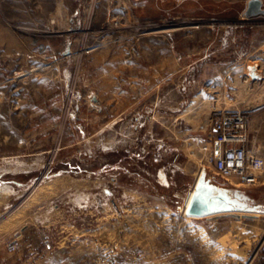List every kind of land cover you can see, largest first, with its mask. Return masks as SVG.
Instances as JSON below:
<instances>
[{
    "label": "rangeland",
    "instance_id": "obj_1",
    "mask_svg": "<svg viewBox=\"0 0 264 264\" xmlns=\"http://www.w3.org/2000/svg\"><path fill=\"white\" fill-rule=\"evenodd\" d=\"M247 2L0 0V264H264V169L238 215L183 212L199 172L233 187L200 150L221 112L264 157Z\"/></svg>",
    "mask_w": 264,
    "mask_h": 264
},
{
    "label": "built area",
    "instance_id": "obj_2",
    "mask_svg": "<svg viewBox=\"0 0 264 264\" xmlns=\"http://www.w3.org/2000/svg\"><path fill=\"white\" fill-rule=\"evenodd\" d=\"M248 119L239 109L221 112L211 124L209 138L200 150L204 164L215 174L241 185H255L264 169V157L248 148ZM204 168V166H202Z\"/></svg>",
    "mask_w": 264,
    "mask_h": 264
},
{
    "label": "crops",
    "instance_id": "obj_3",
    "mask_svg": "<svg viewBox=\"0 0 264 264\" xmlns=\"http://www.w3.org/2000/svg\"><path fill=\"white\" fill-rule=\"evenodd\" d=\"M162 170L159 171V176L162 173L165 174ZM202 174H203V172H202ZM201 180L204 182V186H202V190L204 191L206 196H212L218 201L217 206H216V210L213 213L206 214L204 216L216 217V216L227 215V214L238 215V214H236L237 210L236 211L228 210L230 208L231 204H235V205L241 204V198L237 195L242 193L243 187H239L238 183H234V182H236L235 179H230V182H229V185L233 184V185H231L233 187L227 186V184L225 182L217 181L211 175H206V178H203V176L201 175ZM195 184H196V182H195ZM195 188L194 187L191 188V191ZM184 202H185V198H184ZM237 207H239V206H237ZM240 212H242V211H240Z\"/></svg>",
    "mask_w": 264,
    "mask_h": 264
},
{
    "label": "water",
    "instance_id": "obj_4",
    "mask_svg": "<svg viewBox=\"0 0 264 264\" xmlns=\"http://www.w3.org/2000/svg\"><path fill=\"white\" fill-rule=\"evenodd\" d=\"M261 13L264 14L262 0H248L243 16L251 17ZM217 202L214 197L206 196L201 188L196 187L185 212L193 216H204L216 210Z\"/></svg>",
    "mask_w": 264,
    "mask_h": 264
},
{
    "label": "bare ground",
    "instance_id": "obj_5",
    "mask_svg": "<svg viewBox=\"0 0 264 264\" xmlns=\"http://www.w3.org/2000/svg\"><path fill=\"white\" fill-rule=\"evenodd\" d=\"M200 174H201V172H199V174H198V176H197L196 184H195L194 188L197 186V182H198V180H199V178H200ZM160 177L162 178V180H163L166 184H169V183H168V180H167V178H166V176H165V174L162 173ZM198 184H199V183H198ZM193 191H194V189H193L192 191L189 192V194L187 195V197H186V199H185L183 212H185V209H186L187 205L189 204V201H190V199H191V197H192Z\"/></svg>",
    "mask_w": 264,
    "mask_h": 264
}]
</instances>
